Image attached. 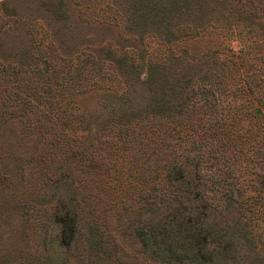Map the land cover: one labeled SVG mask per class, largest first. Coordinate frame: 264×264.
I'll return each instance as SVG.
<instances>
[{
	"label": "trees",
	"instance_id": "1",
	"mask_svg": "<svg viewBox=\"0 0 264 264\" xmlns=\"http://www.w3.org/2000/svg\"><path fill=\"white\" fill-rule=\"evenodd\" d=\"M116 3L99 8L123 22H104L116 38L97 51L45 26L32 63L0 55V129L25 125L16 176L41 209L39 259L264 264V4Z\"/></svg>",
	"mask_w": 264,
	"mask_h": 264
},
{
	"label": "rangeland",
	"instance_id": "2",
	"mask_svg": "<svg viewBox=\"0 0 264 264\" xmlns=\"http://www.w3.org/2000/svg\"><path fill=\"white\" fill-rule=\"evenodd\" d=\"M41 1L52 8L62 3L66 10L57 13L54 18L52 14L44 12L39 7ZM118 1L0 0V24L4 25V30H0V55L32 63L35 59L33 51L38 41L42 38V42H48L47 28L54 33L52 38L59 44L60 41L63 42L60 45L66 51H97L99 47L95 41L109 44L105 40L111 41L116 38L117 32L104 22L116 21L119 24L117 29L123 22L120 16H113L112 10L102 12L99 8L117 4ZM246 2L264 4V0H246ZM1 3H5L7 14L1 12ZM238 4H241V1ZM260 13L264 14V11L261 10ZM35 117V115L28 116L30 120H34ZM24 127L23 122L12 118L0 129V169H6V174H0V264H42L39 259L41 247L38 240V218L41 209L34 204L32 195L26 193L27 190L23 191L24 181L20 176H16L19 163L17 156L22 148L20 145L24 136ZM10 141L11 147H9ZM16 146H19L18 149H15ZM7 173L12 174V176L10 174L12 179L7 177ZM26 177L29 181L30 177L27 175ZM24 200L29 202L31 210V218L28 222L20 212V204ZM101 245L105 252L112 247L106 238L102 240ZM123 253L118 257L121 263L127 259Z\"/></svg>",
	"mask_w": 264,
	"mask_h": 264
}]
</instances>
